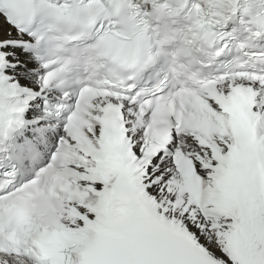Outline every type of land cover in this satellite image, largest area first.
<instances>
[{"label":"snow or ice","instance_id":"6c2138e0","mask_svg":"<svg viewBox=\"0 0 264 264\" xmlns=\"http://www.w3.org/2000/svg\"><path fill=\"white\" fill-rule=\"evenodd\" d=\"M87 2L0 0V264H264V66L155 105L168 89L73 93L50 54ZM101 2L103 55L116 23ZM143 2L151 17L163 0ZM230 4L189 10L215 6L220 25Z\"/></svg>","mask_w":264,"mask_h":264}]
</instances>
